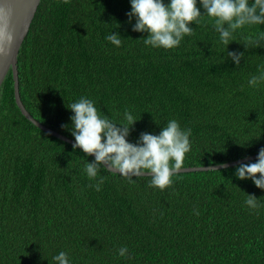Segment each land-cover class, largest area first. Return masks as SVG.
Instances as JSON below:
<instances>
[{"label":"trees","instance_id":"obj_1","mask_svg":"<svg viewBox=\"0 0 264 264\" xmlns=\"http://www.w3.org/2000/svg\"><path fill=\"white\" fill-rule=\"evenodd\" d=\"M29 114L114 167L264 152V0H40ZM0 264H264V157L129 176L40 130L0 86Z\"/></svg>","mask_w":264,"mask_h":264},{"label":"water","instance_id":"obj_2","mask_svg":"<svg viewBox=\"0 0 264 264\" xmlns=\"http://www.w3.org/2000/svg\"><path fill=\"white\" fill-rule=\"evenodd\" d=\"M39 2L40 0H0V86L8 70L11 69L13 78V92L16 105L20 109L22 115L40 130L45 131L46 133L90 154L91 156L99 160L108 171L129 176H156L191 171L217 170L264 157L263 152L218 165L186 167L150 172L130 171L112 166L95 151L44 126L43 124L35 120L25 109L20 100L18 89L17 55L19 48L27 34Z\"/></svg>","mask_w":264,"mask_h":264}]
</instances>
